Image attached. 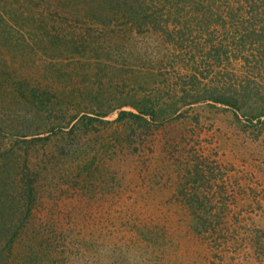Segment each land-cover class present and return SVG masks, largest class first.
Segmentation results:
<instances>
[{
	"label": "rangeland",
	"instance_id": "374dc122",
	"mask_svg": "<svg viewBox=\"0 0 264 264\" xmlns=\"http://www.w3.org/2000/svg\"><path fill=\"white\" fill-rule=\"evenodd\" d=\"M0 264H264V0H0Z\"/></svg>",
	"mask_w": 264,
	"mask_h": 264
},
{
	"label": "trees",
	"instance_id": "16d2710c",
	"mask_svg": "<svg viewBox=\"0 0 264 264\" xmlns=\"http://www.w3.org/2000/svg\"><path fill=\"white\" fill-rule=\"evenodd\" d=\"M37 95H38L37 92H35V91L32 92L33 99L31 101V105L37 107V109H39L41 111H44L45 109H42L41 105L45 106L44 102L42 101V98H44V99L46 98L45 94H42L43 96H40L41 98L38 97ZM34 99H35V101H34ZM214 100L218 101V102H221L223 104H226V105L233 106V107L237 106V104L235 102V101H237L236 99H232L230 101V100L218 97V98H214ZM134 106L139 111V113L141 115H139L137 113H134L132 111L120 110L119 113H118L119 118L122 119V118H125L127 116H130V117L141 119V120L145 121V118L143 117V115L152 113L151 107L146 108L147 106L145 105V103L144 104L140 103V105L135 104ZM75 117H77V114L72 115V117L70 119H74ZM80 120H81V122H84V121L85 122H87V121H89V122H94V121L103 122L101 119H97V117H92V116H88V115H85V114L81 115ZM201 171H202V169L199 168L198 164H194L193 173L194 174H198ZM32 182L33 181L31 179H29L27 181V184H25L26 185V188H24V191L26 193V195H25L26 196V198H25V211H22V215L23 216L18 220L17 225H16L17 228H16L15 232L23 224V219L24 218H26V219L28 218V214H29L30 209L32 207V202H34V200H35V198H34V194L35 193L33 192L34 188L31 186ZM191 199L195 200L194 196H192ZM15 232H12L13 236H15ZM11 240H12V236L8 240V242L11 241Z\"/></svg>",
	"mask_w": 264,
	"mask_h": 264
}]
</instances>
